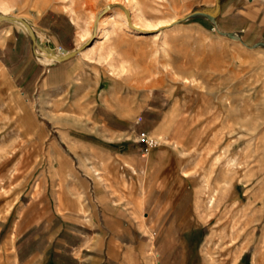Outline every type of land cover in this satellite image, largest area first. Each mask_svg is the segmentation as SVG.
Returning <instances> with one entry per match:
<instances>
[{
  "label": "rangeland",
  "instance_id": "1",
  "mask_svg": "<svg viewBox=\"0 0 264 264\" xmlns=\"http://www.w3.org/2000/svg\"><path fill=\"white\" fill-rule=\"evenodd\" d=\"M0 1L8 4L3 18L37 37L38 50L52 40L49 34L62 33L69 17L81 45L75 53L82 51L77 88L48 92L47 102L34 103L37 112L31 105L34 119L9 118L0 103V213L9 187L29 174L34 160L46 158L17 131L37 125L48 139L84 137L103 124L90 118L94 107L96 115L113 113L118 149L133 153L117 164L116 175L129 178L123 185L133 189V217L149 239L152 264H264L263 62L255 50L208 27L213 0ZM50 20L46 33L41 28ZM49 54L44 64L62 58L55 49ZM11 90L29 110L37 101ZM141 132L150 143L139 139ZM46 142L43 136L37 144ZM233 154L241 175L222 164ZM205 186L219 192L212 209L200 200Z\"/></svg>",
  "mask_w": 264,
  "mask_h": 264
},
{
  "label": "crops",
  "instance_id": "2",
  "mask_svg": "<svg viewBox=\"0 0 264 264\" xmlns=\"http://www.w3.org/2000/svg\"><path fill=\"white\" fill-rule=\"evenodd\" d=\"M208 11V27L255 50L264 69V0H213ZM3 17L0 10L1 114L9 118L29 114L34 119L32 104L37 112L34 103L47 102L48 92L78 86L76 67L82 51L75 53L81 46L76 27L66 16L62 33L49 34L54 42L47 40L48 45L38 50L37 37ZM53 21L41 29L49 32ZM27 24L35 31L32 23ZM55 45L60 46L62 58L44 64L43 55L51 56ZM11 89L35 94L37 101L30 102L29 110ZM39 95H45V100L39 101ZM6 102L14 106L6 107ZM92 110L90 118L103 124L84 137L62 133L48 139L49 131L37 125L29 133L17 131L33 138L30 151L45 153L46 158L34 160L29 174L1 198L0 264H152L149 239L133 217V189L123 185L129 178L116 175L117 164L131 161L133 153L118 149L121 130L113 113L96 115ZM109 120L114 123L107 125ZM43 136L47 142L38 146ZM11 170L3 174L5 180L14 174Z\"/></svg>",
  "mask_w": 264,
  "mask_h": 264
},
{
  "label": "bare ground",
  "instance_id": "3",
  "mask_svg": "<svg viewBox=\"0 0 264 264\" xmlns=\"http://www.w3.org/2000/svg\"><path fill=\"white\" fill-rule=\"evenodd\" d=\"M8 5V4H7ZM7 5L2 1H0V10L2 11V12H7V10H8V7H7ZM84 30L83 29H81V32H80V34H79V38L81 39L83 36H85V33L83 32ZM106 34H107V29H103V32L101 33V35H100V39H102L103 37H105L106 36ZM55 60H56V58H55ZM47 61H53L52 59H49V60H47ZM224 145V144H223ZM225 148L224 147H222V148H219V152L220 153H224L225 152ZM195 151V150H194ZM211 151V150H210ZM219 156H220V154L219 155H217L216 154V159H218L219 158ZM237 155H235V154H233L232 156H230V157H226V160H224V162L222 163L223 165H225L226 167H227V170H228V172H233V170H236V173L238 174V175H241V172H243V169H241V168H239V167H237V157H236ZM218 193L219 192H217L216 190L214 191V192H211V193H209L208 192V186H205V188H203L202 189V191H201V197H200V200L202 201V202H204L205 203V206H206V208H209V209H212V208H214V206L217 204V198H216V196L218 195ZM221 196V195H220ZM222 197V196H221ZM221 197H219V198H221ZM199 200V201H200ZM218 205H219V203H218ZM258 247V246H257ZM236 257L238 258V256L236 255ZM235 259V258H234Z\"/></svg>",
  "mask_w": 264,
  "mask_h": 264
},
{
  "label": "built area",
  "instance_id": "4",
  "mask_svg": "<svg viewBox=\"0 0 264 264\" xmlns=\"http://www.w3.org/2000/svg\"><path fill=\"white\" fill-rule=\"evenodd\" d=\"M54 49L56 50L57 53H59L60 55H63V53H61V49L59 46L54 47ZM55 58H60V56L54 55ZM139 139L140 140H144L146 143H150V139H148L147 137H145L144 133H139Z\"/></svg>",
  "mask_w": 264,
  "mask_h": 264
},
{
  "label": "water",
  "instance_id": "5",
  "mask_svg": "<svg viewBox=\"0 0 264 264\" xmlns=\"http://www.w3.org/2000/svg\"><path fill=\"white\" fill-rule=\"evenodd\" d=\"M62 52H65V51H62ZM58 59H60V58H58Z\"/></svg>",
  "mask_w": 264,
  "mask_h": 264
}]
</instances>
